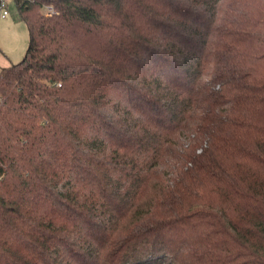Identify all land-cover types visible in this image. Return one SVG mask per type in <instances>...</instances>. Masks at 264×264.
<instances>
[{"label": "trees", "instance_id": "16d2710c", "mask_svg": "<svg viewBox=\"0 0 264 264\" xmlns=\"http://www.w3.org/2000/svg\"><path fill=\"white\" fill-rule=\"evenodd\" d=\"M12 3L0 264H264V0Z\"/></svg>", "mask_w": 264, "mask_h": 264}, {"label": "rangeland", "instance_id": "374dc122", "mask_svg": "<svg viewBox=\"0 0 264 264\" xmlns=\"http://www.w3.org/2000/svg\"><path fill=\"white\" fill-rule=\"evenodd\" d=\"M10 5V16L6 20L0 19V70L21 62L30 45L26 24L20 19L16 5ZM45 11L44 7L42 12Z\"/></svg>", "mask_w": 264, "mask_h": 264}, {"label": "built area", "instance_id": "2783aa9c", "mask_svg": "<svg viewBox=\"0 0 264 264\" xmlns=\"http://www.w3.org/2000/svg\"><path fill=\"white\" fill-rule=\"evenodd\" d=\"M13 0H0V19H7L11 14V3ZM56 10L53 6H47L45 14H55Z\"/></svg>", "mask_w": 264, "mask_h": 264}, {"label": "water", "instance_id": "95a60500", "mask_svg": "<svg viewBox=\"0 0 264 264\" xmlns=\"http://www.w3.org/2000/svg\"><path fill=\"white\" fill-rule=\"evenodd\" d=\"M44 1V0H43ZM46 1H51V0H46Z\"/></svg>", "mask_w": 264, "mask_h": 264}, {"label": "crops", "instance_id": "0c3cea01", "mask_svg": "<svg viewBox=\"0 0 264 264\" xmlns=\"http://www.w3.org/2000/svg\"><path fill=\"white\" fill-rule=\"evenodd\" d=\"M6 20V19H5Z\"/></svg>", "mask_w": 264, "mask_h": 264}]
</instances>
